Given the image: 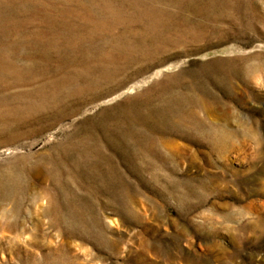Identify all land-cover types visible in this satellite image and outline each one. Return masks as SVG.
I'll return each instance as SVG.
<instances>
[{"label": "rangeland", "instance_id": "374dc122", "mask_svg": "<svg viewBox=\"0 0 264 264\" xmlns=\"http://www.w3.org/2000/svg\"><path fill=\"white\" fill-rule=\"evenodd\" d=\"M0 264H264V0H0Z\"/></svg>", "mask_w": 264, "mask_h": 264}, {"label": "bare ground", "instance_id": "6f19581e", "mask_svg": "<svg viewBox=\"0 0 264 264\" xmlns=\"http://www.w3.org/2000/svg\"><path fill=\"white\" fill-rule=\"evenodd\" d=\"M28 188H29V185L26 186V187H21V189H22V191L24 193L27 192ZM1 190H2L1 192H4L5 187L2 186L1 187ZM25 190H26V192H25ZM14 200H15V206H16V210L14 211V214H15L14 217H17V213H19L20 212V209H22L23 201L22 200H18L16 196H15V199ZM18 225H19L18 222L17 221H14L11 226H12V228H16Z\"/></svg>", "mask_w": 264, "mask_h": 264}]
</instances>
